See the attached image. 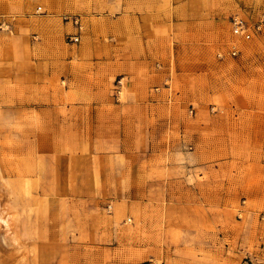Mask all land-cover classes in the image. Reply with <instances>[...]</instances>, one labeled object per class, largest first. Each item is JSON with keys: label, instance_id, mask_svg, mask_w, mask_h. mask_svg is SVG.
<instances>
[{"label": "rangeland", "instance_id": "rangeland-1", "mask_svg": "<svg viewBox=\"0 0 264 264\" xmlns=\"http://www.w3.org/2000/svg\"><path fill=\"white\" fill-rule=\"evenodd\" d=\"M120 3L0 0V264H264V32L230 24L264 0H164L158 58L100 61Z\"/></svg>", "mask_w": 264, "mask_h": 264}, {"label": "crops", "instance_id": "crops-1", "mask_svg": "<svg viewBox=\"0 0 264 264\" xmlns=\"http://www.w3.org/2000/svg\"><path fill=\"white\" fill-rule=\"evenodd\" d=\"M111 1V0H110ZM164 0H123V4L114 5L115 18L106 16L108 25V41L103 42V48L107 51L100 61H131L145 62L158 58L163 51V36L160 34V26L157 21L162 19L164 13ZM109 13V12H107ZM108 15V14H107ZM140 20L156 21L155 28L143 29L135 24L129 28L121 26V22H133ZM86 60L98 61L95 53H91Z\"/></svg>", "mask_w": 264, "mask_h": 264}, {"label": "built area", "instance_id": "built-area-1", "mask_svg": "<svg viewBox=\"0 0 264 264\" xmlns=\"http://www.w3.org/2000/svg\"><path fill=\"white\" fill-rule=\"evenodd\" d=\"M71 23H74L77 29L81 30V25L78 22L77 18H69ZM232 33L241 39L248 40L251 39L255 34L264 32V13L261 14L260 19L254 23H249L246 20L238 16H233L230 20ZM78 35H71L67 39L71 42L78 41ZM237 54V50L232 48L228 55L235 56Z\"/></svg>", "mask_w": 264, "mask_h": 264}, {"label": "bare ground", "instance_id": "bare-ground-1", "mask_svg": "<svg viewBox=\"0 0 264 264\" xmlns=\"http://www.w3.org/2000/svg\"><path fill=\"white\" fill-rule=\"evenodd\" d=\"M0 217H1V216H0ZM0 223H1V224H3V223L6 224L4 221H3V223H2V222H0ZM8 229H9V228H8ZM5 231H7V230H5ZM8 231H9V230H8ZM4 233H5V232H4ZM7 234H8V233H7ZM9 234H10V233H9ZM14 234H15V233H14ZM5 235H6V233H5ZM10 237H11V236H10ZM14 237H15V236H13V238H12L13 240L15 239ZM3 238H4V237H3ZM5 240H6V239H5ZM17 240H18V239H17ZM17 240H16V241H17ZM14 241H15V240H14ZM14 244H16V243H14ZM6 246H7V245H6ZM9 247H11V246H9Z\"/></svg>", "mask_w": 264, "mask_h": 264}]
</instances>
